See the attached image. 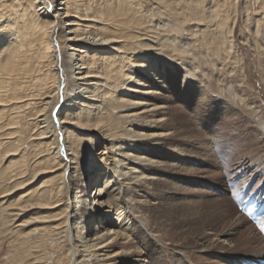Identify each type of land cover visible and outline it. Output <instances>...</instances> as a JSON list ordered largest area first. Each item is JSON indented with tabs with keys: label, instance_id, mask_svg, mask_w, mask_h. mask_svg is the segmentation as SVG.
<instances>
[{
	"label": "bare ground",
	"instance_id": "obj_1",
	"mask_svg": "<svg viewBox=\"0 0 264 264\" xmlns=\"http://www.w3.org/2000/svg\"><path fill=\"white\" fill-rule=\"evenodd\" d=\"M236 15L260 48L264 0H0V202H10L6 215L24 217L18 240L33 244L12 264H166L168 251L177 258L167 264H190V249L165 239H156L155 255L137 235L147 258L110 249L136 221L142 227L145 194L176 164L166 157L186 160L164 146L182 129L169 109L200 63L197 48L212 43L221 53L215 40L225 28L234 40ZM247 160L238 161L252 168ZM235 171L237 179L245 173ZM222 220L228 229L199 237L198 252L226 251L233 241L261 251L240 259L264 257V238L247 217Z\"/></svg>",
	"mask_w": 264,
	"mask_h": 264
},
{
	"label": "rangeland",
	"instance_id": "obj_2",
	"mask_svg": "<svg viewBox=\"0 0 264 264\" xmlns=\"http://www.w3.org/2000/svg\"><path fill=\"white\" fill-rule=\"evenodd\" d=\"M238 17L236 15V22L230 24L234 40L228 41V28L215 40L222 46L221 53H213L212 43L200 47V50L197 46V61L200 63H195L194 73L185 80L190 83V92L186 91L187 82L185 86H178V95L174 96L176 100H173L172 109H169L168 115L174 121L172 126L182 129L175 138L167 139L164 146L170 148L167 153H180L181 149L186 154L180 153L179 156L186 160L166 157L169 163L172 161L176 164L161 169L162 173H158L160 178L152 183L151 193L145 194L144 199L150 202L138 209L142 227L136 221L133 234L126 239L119 238L110 250L128 247L134 251V256L143 254L142 257L147 258L149 253L145 251L146 243L137 237L141 235L148 239L147 248L155 255L160 251L159 239H165L171 246H182L186 251L190 249L186 258H183L190 264H234L241 257L261 252L256 251L255 246H244L242 243L235 245L231 240L237 235L227 237L225 241L231 243L226 251L223 248L202 252L196 250L199 237L208 236L215 230L228 229L222 218H227L228 214H241L229 194L230 187L237 180L235 170L245 172L240 174L238 179L241 180L235 185L236 189L251 175L249 181L259 179L256 185L264 176V20L260 28L262 39L256 42L260 43L258 48L254 44L256 40L246 32L244 17ZM181 38L184 40V37ZM180 102V106H175ZM247 159L256 161L252 168L243 165ZM238 160H243V163L240 164ZM94 187L90 186L87 191ZM190 187L198 188V191L191 192ZM9 203L0 202V264L18 262L33 245L18 240L22 230L18 232L16 227L24 217L16 221L15 216L6 215L4 208ZM32 216L33 213H29L26 217ZM246 227L250 226L244 224L242 228ZM27 229L26 226L23 230ZM210 236L214 237L213 234ZM255 244L258 245L259 241ZM46 247L51 252L55 251L50 239H46ZM164 257L166 264L177 258L171 251Z\"/></svg>",
	"mask_w": 264,
	"mask_h": 264
}]
</instances>
